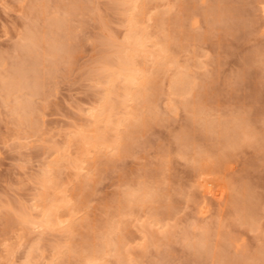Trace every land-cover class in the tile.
I'll return each instance as SVG.
<instances>
[{"label":"rangeland","instance_id":"1","mask_svg":"<svg viewBox=\"0 0 264 264\" xmlns=\"http://www.w3.org/2000/svg\"><path fill=\"white\" fill-rule=\"evenodd\" d=\"M119 1L0 0V264H85L95 247L102 264H264L261 141L248 111L220 103L239 91L248 103L264 104L256 84L264 85V0H149L142 28L150 43L137 61L151 77L150 55L164 56L148 89L153 107L145 112L133 105L145 125L131 129L136 133L120 152L107 143L91 147L79 171L70 162L82 156L79 134H94L91 114L104 96L100 62L112 52L104 40L118 44L126 37V7ZM56 17L65 21L64 30L49 28ZM29 29L37 36L32 56L44 86L35 96L27 90L7 96L2 79L26 60L17 47ZM51 31L70 53H57L55 61L44 52ZM162 39L169 44L165 52ZM178 71L192 83L185 97L171 93ZM118 90L114 98L121 101ZM21 99L34 105L35 128L10 110ZM225 126L236 134L225 138ZM109 130L115 141L117 132ZM48 165L57 178L46 191L41 175ZM140 187L155 194L153 201L128 208L126 194ZM49 199L70 203L60 205L63 224L47 229L17 220L29 213L41 223ZM115 228L120 257L115 242L104 244ZM203 236L208 243L195 251Z\"/></svg>","mask_w":264,"mask_h":264},{"label":"bare ground","instance_id":"2","mask_svg":"<svg viewBox=\"0 0 264 264\" xmlns=\"http://www.w3.org/2000/svg\"><path fill=\"white\" fill-rule=\"evenodd\" d=\"M120 2H122V4H123L122 6L125 5L124 7H126V10L124 12L125 17H127L126 22H125L127 25L126 26L127 27L126 37H125V40L123 43L118 42V44L114 43L112 41L113 39L109 40L108 38H106L104 40V45L106 47H108L112 52L109 51V53L107 52L105 54V56L102 55V56H104L103 58L101 57L102 61L100 62L101 68L99 67L100 68L99 71L101 72L100 76H101V79L103 80L102 85H104V96L101 100V105L99 106L100 108L98 107L97 111H93V113L91 114V117L94 119V125H93V128L95 127L93 129L94 134H93V137H91V136H89L90 131H88V130H86V131L89 134H87L85 130L82 132L80 131L81 133L79 132L80 133L79 134L80 152H81L82 156L80 159L74 161L73 163H72V161L70 162V165H74V168L79 170V171L84 170L85 167L83 165H84L85 159L83 157H85L88 153H90V151H92L91 147H94L97 149L98 146H100V145L102 146L103 144L105 145V143H107L109 148L113 147L114 151L117 150L118 152H120L123 150L122 148L125 145V142H126L125 140L128 139V137L131 136L135 132L131 129H136V132H137L141 125H143V126L145 125L144 118H142V120L140 121V117H137L139 115H138V113L135 114L134 108H136L135 106L138 107V105H139V107L141 106L142 110L145 111L144 110L145 108H150V106L153 107L154 102L151 99L150 95L148 94V92H149L148 89H149V87L154 85L155 78L158 77V74L161 73V71L163 70L164 65H165V64H163L165 59L162 58L164 56L161 57V55H160L161 53L151 54L150 56L152 58L154 57V59H155L154 60L155 61L154 62L155 72H153V74H151V77H149L148 71L145 70L143 67H141L140 63H138V61H137L138 57L141 54L142 55L146 54L147 47L149 46L148 44L150 43V37H149V33H148L147 29L142 28V25H144L142 23V21H143V18L145 15L144 13H145L147 3L149 2V0H120L119 3ZM262 3H263V5L261 7V10H262V14L264 17V1H262ZM65 24L66 23L62 19V17L61 18L56 17V18L51 19L49 21V28L51 26V27H53L52 29L56 28L57 31H61L64 28V26H66ZM50 33H51L50 36H52V35L53 36L51 37V41L46 42L47 44H49V48L45 49L44 52L46 54L45 56H47L51 60L54 59L53 61H55L56 60L55 58H57V55H58L57 53L61 52V53L67 54V53H69V51L67 50L68 47H66L64 44L66 41L63 43V42L56 40L55 36H56L57 32L51 31ZM42 38L44 39V37H42ZM46 39H47V37H46ZM43 42H45V41H43ZM159 45H160V52L167 51L166 48L169 47V44L167 43V41H165L163 39ZM37 47H38L37 36L33 30L29 29L28 33L24 37V44L18 45V47H17V51L26 53V57H27L26 60L24 59L23 62L15 64L13 66V68L11 69V72L6 77H4L2 79V90H3L2 92H4L7 96H10V94L14 91L20 92L22 90L29 91L31 96H35V95L40 94V92L44 86V84L42 82V81H44V75H43V77H41V75H40L38 57L32 56V55H34V54H32L34 52V49ZM167 62H169V60L166 61V63ZM98 80H100V79H98ZM102 80H101V82H102ZM191 84L192 83H191V80L189 79V76L185 72L178 71L176 73L175 77L172 79L171 84H170V88L172 91L171 93H173V95L185 97V95H187L189 93V91L191 92V90H192ZM117 86H119V87H117ZM117 89L123 91V95L121 94L122 96H120V97H122L121 101H118V100L116 101L114 98V97L119 96L118 95L119 93H117V91H116ZM186 101L183 100V102H182V104L184 106H188V104H189ZM133 105H135V106H133ZM11 106L12 107L10 108V110L12 109V112L17 116L19 122H22V123L27 122V123H29L28 125L34 126V124H35L34 120L31 118V112L34 110V105L32 104V101H30V99L27 101H26V99H24V100L21 99V100L17 101V103L15 105H11ZM122 110L124 111L123 112L124 116L122 118L117 119V117L120 116L118 113ZM145 112H143V114H145ZM195 114H196V112H195ZM116 115H118V116L116 117ZM114 117H116V119ZM114 119H115V121H114ZM102 123H104L106 126L104 129L102 128L103 130L101 128H100L101 129L100 130L97 127L99 124H102ZM35 126H34V128H35ZM208 126H209V124H208ZM109 128H112V131L117 132L115 141L109 140L110 134L107 136ZM122 128H124L125 130L122 131ZM210 129L212 130L211 126H210ZM234 129L235 128L230 129V128H227L225 126L223 129V131L225 130V133L223 132V134H225L224 137L229 136V135H230L229 137H231L233 134L232 132H234L236 130V129L235 130ZM110 130H109V133H110ZM236 132H237V130L235 131V134H236ZM207 133H209V132H207ZM225 138H228V137H225ZM110 144H111V146H109ZM86 147H87V149H85ZM89 147L91 148V150H89L90 149ZM64 160H66V159H63V160L61 159V161H64ZM66 161L68 162V160H66ZM44 170H45L44 173L42 172L43 175H41L42 176L41 177V184L44 186V190H45L46 188H48L46 186L51 185L50 183H52V185L55 184L54 178H57V177H54L56 175V173H55L56 170H55V167H53L52 165H48V167ZM57 174H58V172H57ZM143 188L144 187H140L137 190H135V191L133 190L130 193L128 192L126 194L127 203L126 202L125 203L127 204L128 208H131L133 206L142 207V206L147 205V204H145V203H147L146 201H148V202L153 201L150 199H154L155 194L153 193L154 194L153 195L147 189L145 191L146 192V194H145L144 193L145 189H143ZM142 189H143V191H142ZM47 190L48 189H46V191ZM148 191L150 194L148 193ZM151 194H152V196H151L152 198H150V196H149ZM44 196H46V194ZM40 198H42V201L48 200L47 196L45 198L43 196H41ZM64 198H66V197H64ZM157 198L158 197L156 196V199ZM45 201H44V203H45ZM49 203H51L50 199H49ZM68 203L69 202L67 200L64 203H62L59 201V199H55L52 201L51 204L48 205V207H46V205H44V208L46 207V209H44L45 211L42 210V212L44 211V213H42L41 214L42 216L40 217V219L42 218L40 221L41 223L37 222L38 219L35 221V218L32 217L33 215L31 216V214H29V213H27V214L24 213L23 215L18 217L17 220H20L19 222H22L26 225L34 226L36 228L44 227V228L50 229L52 227L59 226V224H61V223L63 224L62 219L60 217L61 216L60 209H62L64 207L61 208L60 205L63 206V204H65L66 206H68L70 204V203L69 204ZM36 207H38V206H36ZM206 213H207L206 211L201 210L199 214L204 216V215H206ZM12 220H14V219H12ZM68 228H70V227H68ZM117 229L116 228L111 229L110 235H108L107 237L105 235L104 244L108 246L109 244L111 245L112 242H115L114 243L115 251H116L115 253L120 257V254H121L120 253V251H121L120 245L122 243V239L120 237H118V234H117L118 230ZM114 236L117 237L115 241H114ZM204 237L205 236L200 237V239H198L199 241H197L193 245L195 251L198 250L199 246L203 245V247H204L208 243L207 238L206 237L204 238ZM102 242H103V240H102ZM95 249H97V251ZM95 249H93V250H92V248L89 249V251H91V253L89 252L90 254L86 257L85 264H102L101 263V261H102L101 255L102 254L100 253L101 252L100 247H99V249L95 247ZM197 253H199V251ZM220 255L221 254L216 255V256H218V261H220L222 258ZM256 257H259V256L256 255ZM121 261L122 260L120 258L119 262H121ZM27 263H29V262H27ZM31 263H29V264H31ZM52 264H56V263L52 262Z\"/></svg>","mask_w":264,"mask_h":264},{"label":"clouds","instance_id":"3","mask_svg":"<svg viewBox=\"0 0 264 264\" xmlns=\"http://www.w3.org/2000/svg\"><path fill=\"white\" fill-rule=\"evenodd\" d=\"M247 83V81H246ZM256 84L264 91V85L256 81ZM255 86V85H254ZM221 104L235 105L242 107L244 110L248 111L250 120L259 134L261 141L260 156L259 158L264 160V104L258 103H248L246 100L242 99L239 91L233 93L230 98L222 97L220 100ZM255 157L256 153H252Z\"/></svg>","mask_w":264,"mask_h":264}]
</instances>
